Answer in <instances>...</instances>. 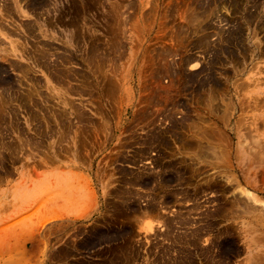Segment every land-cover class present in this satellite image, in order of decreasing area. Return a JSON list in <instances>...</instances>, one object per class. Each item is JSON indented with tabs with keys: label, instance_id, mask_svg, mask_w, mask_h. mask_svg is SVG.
Instances as JSON below:
<instances>
[{
	"label": "rangeland",
	"instance_id": "rangeland-1",
	"mask_svg": "<svg viewBox=\"0 0 264 264\" xmlns=\"http://www.w3.org/2000/svg\"><path fill=\"white\" fill-rule=\"evenodd\" d=\"M0 132V264H264V0H0Z\"/></svg>",
	"mask_w": 264,
	"mask_h": 264
},
{
	"label": "bare ground",
	"instance_id": "bare-ground-1",
	"mask_svg": "<svg viewBox=\"0 0 264 264\" xmlns=\"http://www.w3.org/2000/svg\"><path fill=\"white\" fill-rule=\"evenodd\" d=\"M234 38V37H233ZM24 72V71H23ZM3 75V74H2ZM11 89V88H10ZM9 96V95H8ZM17 97V99H18V96H16ZM15 97V98H16ZM22 97V96H21ZM27 97V96H26ZM7 98V97H6ZM19 99H20V97H19ZM23 99H25V97L23 98ZM19 101V100H18ZM22 101V100H21ZM24 101V100H23ZM27 103V102H26ZM7 105V104H6ZM9 108H10V106H8ZM2 108V107H1ZM9 110V109H8ZM11 110V109H10ZM15 111V110H14ZM11 112V111H10ZM13 114H14V112H12ZM16 113V112H15ZM12 116V115H11ZM14 116V115H13ZM7 117V116H6ZM4 118V117H3ZM207 129V128H206ZM164 132V131H163ZM0 133H2V132H0ZM163 134V133H162ZM197 137V136H196ZM187 139V138H186ZM183 140V139H182ZM76 141V140H75ZM155 141V140H154ZM184 141V140H183ZM181 143H182V141H181ZM156 144V143H155ZM183 144V143H182ZM199 145V144H198ZM214 149V148H213ZM196 152V151H195ZM139 153V152H138ZM141 153V152H140ZM175 166H177V165H175ZM171 168V167H170ZM165 170V169H164ZM167 170V169H166ZM134 173V172H133ZM143 173V172H142ZM156 174V173H155ZM133 175V174H132ZM126 176H127V174H126ZM158 182V181H157ZM160 183V182H159ZM153 184H154V182H153ZM161 184V183H160ZM130 185V184H129ZM159 186V185H158ZM164 186V185H163ZM142 187V186H141ZM129 188V187H128ZM133 188V187H132ZM135 188V187H134ZM137 192V191H136ZM153 192V191H152ZM157 192V191H156ZM155 192V193H156ZM112 194V193H111ZM119 194V193H118ZM122 195V194H121ZM129 195V194H128ZM119 196V195H118ZM134 196V195H133ZM152 197V196H151ZM115 199V198H114ZM124 199V198H123ZM161 199V198H160ZM116 201V200H115ZM123 201V200H122ZM125 201V200H124ZM129 201V200H128ZM153 201V200H152ZM161 201V200H160ZM110 202V201H109ZM107 203V205L108 204H110V203ZM158 202H159V200H158ZM113 203V202H112ZM120 203V202H119ZM116 204V203H115ZM124 204V203H123ZM124 206V205H123ZM113 207V206H112ZM115 207V206H114ZM119 209V208H118ZM141 209V208H140ZM145 211H147V210H145ZM144 211V212H145ZM119 212V211H118ZM142 212V211H141ZM140 212V213H141ZM134 213V212H133ZM137 213V212H136ZM152 213V212H151ZM142 214V213H141ZM145 214H150V213H146L145 212ZM118 215V214H117ZM138 215V214H137ZM143 215H139V217L141 218ZM125 217V216H124ZM122 218V217H121ZM111 219V218H110ZM114 219V218H113ZM126 219V218H125ZM125 219H123L124 221H125ZM136 219H138L139 220V218H136ZM122 220V219H121ZM130 220V219H129ZM104 223V222H103ZM112 223V222H111ZM108 225H109V223H108ZM117 226V225H116ZM130 234V233H129ZM129 236V235H128ZM128 242V241H127Z\"/></svg>",
	"mask_w": 264,
	"mask_h": 264
}]
</instances>
